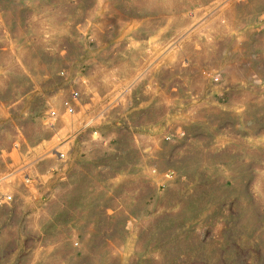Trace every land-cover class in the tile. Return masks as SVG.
Returning <instances> with one entry per match:
<instances>
[{
	"label": "rangeland",
	"instance_id": "374dc122",
	"mask_svg": "<svg viewBox=\"0 0 264 264\" xmlns=\"http://www.w3.org/2000/svg\"><path fill=\"white\" fill-rule=\"evenodd\" d=\"M0 149V264H264V0H0Z\"/></svg>",
	"mask_w": 264,
	"mask_h": 264
},
{
	"label": "built area",
	"instance_id": "2783aa9c",
	"mask_svg": "<svg viewBox=\"0 0 264 264\" xmlns=\"http://www.w3.org/2000/svg\"><path fill=\"white\" fill-rule=\"evenodd\" d=\"M60 75L63 74V71L59 72ZM80 82H83V77H76ZM216 79V78H215ZM61 105V114H64L68 117V122L66 123L67 127L69 128V131L66 132L68 135H74V134H81L83 132L84 126L86 123L90 121V118L92 117H72L75 114H78L77 108L80 106L79 102V92L78 88L73 87L70 89L69 93L67 96L61 98L60 101ZM84 105V104H83ZM58 112L54 109H49L47 112V117H43L42 119V124L50 129H54L57 126L58 122ZM57 132L54 133L56 135ZM13 147L16 150H19L18 147V141L16 143H13ZM23 149H21L18 152H21ZM27 149H25V152ZM55 158L57 160H63L65 157L64 152L58 151V150H53ZM21 169H24V167H21ZM33 171L29 172H23L22 173V178L23 184H28L30 181V177H32ZM13 200V194L8 193V191H0V204H5V203H10Z\"/></svg>",
	"mask_w": 264,
	"mask_h": 264
},
{
	"label": "crops",
	"instance_id": "0c3cea01",
	"mask_svg": "<svg viewBox=\"0 0 264 264\" xmlns=\"http://www.w3.org/2000/svg\"><path fill=\"white\" fill-rule=\"evenodd\" d=\"M14 126L15 125H13L11 129L9 128V132L11 131L15 135H17L18 133L21 132V129H20V127L16 129V127H14ZM22 126L24 127V125H22ZM2 130L4 131V127L2 128ZM23 146H22V149H28L27 146H25V144ZM0 150H2V149H0ZM0 153H1V151H0ZM10 170H11L10 168H5V164L2 162V160H0V184L2 183V180L1 179L3 178V175L5 173H7L8 171H10ZM22 170H24V169H20V171H22ZM17 172H18V169H17ZM13 200H15L14 194H13Z\"/></svg>",
	"mask_w": 264,
	"mask_h": 264
}]
</instances>
